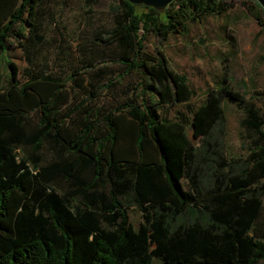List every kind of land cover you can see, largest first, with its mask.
Wrapping results in <instances>:
<instances>
[{
  "label": "trees",
  "instance_id": "obj_1",
  "mask_svg": "<svg viewBox=\"0 0 264 264\" xmlns=\"http://www.w3.org/2000/svg\"><path fill=\"white\" fill-rule=\"evenodd\" d=\"M44 1L0 0V52L9 38L26 55L42 42ZM116 1L113 24L92 38L115 50L122 69L102 86L101 69L68 78L25 67L18 82L5 61L0 264H257L264 260L259 109L225 76L189 105L194 92L184 75L143 49L146 34H183L221 15L226 0H172L162 11ZM245 2L263 31L261 8ZM96 89L110 94L106 104L96 103ZM224 103L243 114L242 153L224 150ZM130 208L143 225L130 221Z\"/></svg>",
  "mask_w": 264,
  "mask_h": 264
},
{
  "label": "rangeland",
  "instance_id": "obj_2",
  "mask_svg": "<svg viewBox=\"0 0 264 264\" xmlns=\"http://www.w3.org/2000/svg\"><path fill=\"white\" fill-rule=\"evenodd\" d=\"M243 2L246 3L245 0H226L227 7L221 15L203 17L189 24L185 33L169 35L165 40L146 34L143 49L153 56L160 52L172 71L184 75L194 92L187 101L189 105L198 104L205 90L214 88L225 76L233 91L259 109L264 122V30L261 31L246 13ZM116 6V0H96L89 4L84 0H45L38 10L37 31L42 35V42L31 47L26 55L15 40L6 41L4 51L0 52V87L8 75L5 61L14 65L18 82L24 79L21 70L25 67L68 78L75 71L74 76L80 74L84 78L101 69V75L95 80L98 86L114 79L122 70L115 50L93 43L92 38L96 32L111 27ZM127 80L124 77L123 83ZM66 84L73 85L70 80ZM95 91L97 104L110 100L108 92ZM181 106L174 108L182 109ZM224 118V150L242 153L241 110L224 103ZM129 219L134 225H143L142 215L134 208L129 209ZM257 264H264V260Z\"/></svg>",
  "mask_w": 264,
  "mask_h": 264
},
{
  "label": "water",
  "instance_id": "obj_3",
  "mask_svg": "<svg viewBox=\"0 0 264 264\" xmlns=\"http://www.w3.org/2000/svg\"><path fill=\"white\" fill-rule=\"evenodd\" d=\"M129 4L132 5H141L148 8H151L155 11H162L172 0H126ZM261 8L264 14V0H253Z\"/></svg>",
  "mask_w": 264,
  "mask_h": 264
}]
</instances>
